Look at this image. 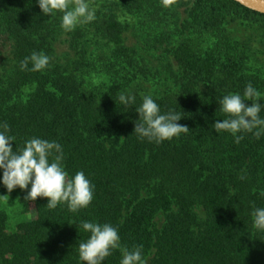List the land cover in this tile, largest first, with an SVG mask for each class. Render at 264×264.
<instances>
[{
  "label": "trees",
  "instance_id": "1",
  "mask_svg": "<svg viewBox=\"0 0 264 264\" xmlns=\"http://www.w3.org/2000/svg\"><path fill=\"white\" fill-rule=\"evenodd\" d=\"M89 2L95 20L65 31L62 13L43 15L37 0H0V125L13 150L33 137L59 143L69 178L82 171L94 186L77 212L14 189L17 214L0 206V264H85L82 222L113 225L148 264H264L251 215L264 208V135L235 143L212 127L226 118L219 101L249 82L264 105V14L234 0ZM34 51L47 68L21 70ZM144 96L189 133L159 144L134 134ZM121 259L113 250L103 264Z\"/></svg>",
  "mask_w": 264,
  "mask_h": 264
},
{
  "label": "clouds",
  "instance_id": "2",
  "mask_svg": "<svg viewBox=\"0 0 264 264\" xmlns=\"http://www.w3.org/2000/svg\"><path fill=\"white\" fill-rule=\"evenodd\" d=\"M43 15L52 16L56 12L62 13L61 27L65 31H72L80 24H88L95 20L96 9L89 0H37ZM164 6L172 0H161ZM31 62V71H42L50 63V57L43 52H33L20 62L21 70H26ZM121 103L127 105L134 102L135 97L121 94ZM245 101H252L251 106ZM261 93L249 82L243 95L228 94L220 101V111L225 114L223 120H216L212 127L217 131H225L240 143L244 138L238 133H252L256 138L264 135V119L260 112L264 109ZM139 119L135 121L134 134L141 139L157 144L180 134L189 133L186 125L178 123L182 119L179 113L169 112L161 114L159 105L151 96H144L140 107L136 109ZM0 170H3L2 184L11 193L19 188L24 191L31 185L25 196L26 201L35 202L37 198H47V208L55 209L58 204H66L71 212H77L89 206L93 200L94 186L78 171L69 178L62 160L63 150L59 143L33 137L25 142L19 150H13L15 137L8 135L9 125H0ZM124 139V138H121ZM49 157H53L50 161ZM243 178V177H241ZM9 200V196H0ZM253 226L264 230V208H255L251 213ZM81 227L90 233L86 241L79 243V258L85 264H103L106 257L112 255L113 250H119L122 256L120 264H146L143 257V246L129 249L121 245L118 229L109 223L82 222Z\"/></svg>",
  "mask_w": 264,
  "mask_h": 264
},
{
  "label": "rangeland",
  "instance_id": "3",
  "mask_svg": "<svg viewBox=\"0 0 264 264\" xmlns=\"http://www.w3.org/2000/svg\"><path fill=\"white\" fill-rule=\"evenodd\" d=\"M126 18L129 20L131 18V16H127ZM0 181H2V178H0ZM4 195L9 196V200L6 201V200H3V199H0V206L5 207L10 215H12V216L16 215L17 212H18V207H17V203L15 201L13 192L8 193L7 189L3 186L2 182H0V196H4ZM196 211L198 212V214L200 216L203 215V211H202V209L200 207H197ZM155 221H156L157 226H160L162 221H163V215L161 213H158L155 216ZM148 259H149V256L145 260L146 264H148Z\"/></svg>",
  "mask_w": 264,
  "mask_h": 264
},
{
  "label": "water",
  "instance_id": "4",
  "mask_svg": "<svg viewBox=\"0 0 264 264\" xmlns=\"http://www.w3.org/2000/svg\"><path fill=\"white\" fill-rule=\"evenodd\" d=\"M238 4L264 14V0H234Z\"/></svg>",
  "mask_w": 264,
  "mask_h": 264
}]
</instances>
